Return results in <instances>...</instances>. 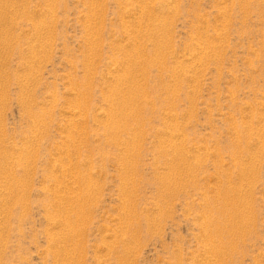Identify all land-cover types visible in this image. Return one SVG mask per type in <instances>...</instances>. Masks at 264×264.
<instances>
[{
  "label": "rangeland",
  "instance_id": "1",
  "mask_svg": "<svg viewBox=\"0 0 264 264\" xmlns=\"http://www.w3.org/2000/svg\"><path fill=\"white\" fill-rule=\"evenodd\" d=\"M0 264H264V0H0Z\"/></svg>",
  "mask_w": 264,
  "mask_h": 264
},
{
  "label": "bare ground",
  "instance_id": "2",
  "mask_svg": "<svg viewBox=\"0 0 264 264\" xmlns=\"http://www.w3.org/2000/svg\"><path fill=\"white\" fill-rule=\"evenodd\" d=\"M134 53V52H133ZM128 70V69H127ZM125 73V72H124ZM130 100V99H129ZM122 102V101H121ZM121 102H119V103H121ZM118 103V102H117ZM119 105V104H118ZM123 106H124V104H123ZM122 106V107H123ZM128 106H129V104H128ZM119 107L121 108V105H119ZM113 107H111V109H112ZM118 108V107H117ZM114 109V108H113ZM116 109V108H115ZM114 109V110H115ZM118 110V109H117ZM116 126V125H115ZM129 166V165H128ZM64 167V166H63ZM72 172V171H71ZM64 189V188H63ZM61 190V189H60ZM78 195V194H77ZM77 195H75L76 197H77ZM81 197V196H80ZM74 199V198H73ZM76 199V198H75ZM57 201V200H56ZM223 202V201H222ZM60 203V202H59ZM227 203V202H226ZM233 203V202H232ZM56 205V204H55ZM62 205H63V203H62ZM71 205V204H70ZM69 205V206H70ZM74 205V204H73ZM59 206V205H58ZM57 209V208H56ZM65 209V208H64ZM69 209V208H68ZM77 209V208H76ZM73 212V211H72ZM88 212V211H87ZM80 213V212H79ZM81 214V213H80ZM72 218V217H71ZM74 218V217H73ZM88 219V218H87ZM68 221V220H67ZM68 225H69V223H68ZM66 226V225H65ZM203 226V225H202ZM75 227V226H74ZM217 227V226H216ZM219 227V226H218ZM220 228V227H219ZM223 228V227H222ZM74 229V228H73ZM216 230H218L217 228H215ZM220 230V229H219ZM221 231V230H220ZM74 233V232H73ZM71 235V234H70ZM209 236V235H208ZM211 236V235H210ZM206 243V242H205ZM209 243V242H208ZM223 245V244H222ZM219 246V245H218ZM220 247V246H219ZM218 248V247H217ZM215 249V248H214ZM212 251V250H211ZM215 251H216V249H215ZM217 251L218 252H220L221 250L219 249H217ZM206 252V251H205ZM224 252V251H223ZM214 255V254H213ZM213 257V256H212Z\"/></svg>",
  "mask_w": 264,
  "mask_h": 264
}]
</instances>
